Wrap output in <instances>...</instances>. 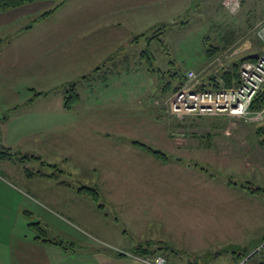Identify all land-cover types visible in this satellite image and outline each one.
Here are the masks:
<instances>
[{
	"label": "rangeland",
	"instance_id": "rangeland-1",
	"mask_svg": "<svg viewBox=\"0 0 264 264\" xmlns=\"http://www.w3.org/2000/svg\"><path fill=\"white\" fill-rule=\"evenodd\" d=\"M248 3L249 11L244 5L236 12L219 5L210 20L205 8L198 11L195 4L181 20L154 29V66L162 71H147L153 92L163 95L155 104L161 111L146 116L140 110L150 86L138 60L136 80L125 86L138 98L136 112L128 106L132 112L123 116L124 132L184 163H165L142 147L130 151L124 143L98 135L96 141L87 133L82 144H99L102 163L81 164L59 155L53 137L66 140V128L55 131L52 120L62 116L52 111L59 108L65 82L84 83L81 77L88 72L94 82L101 79L96 68L58 67L57 55L51 59L55 45L44 31L51 18L37 23L33 19L41 11L12 12L19 17L0 32V147H12V156L0 159V264H119V251L149 240L155 247L168 241L179 249L167 252L165 264H233L237 253L230 249L235 244L240 253L257 245L238 263L244 264L264 247V191L242 187L264 188V147L257 132L264 120L226 113L174 115L170 104L176 91L165 93L162 84L171 81V70L186 77L192 70L207 81L246 54L264 52V40L256 35L264 0ZM168 56L176 59L175 65L168 66ZM107 106L103 103L101 109ZM134 118L137 123L130 124ZM85 186L96 188L99 196L94 198ZM189 231L200 233L192 243ZM205 251L211 252L208 261ZM160 255L167 259L163 254L147 258ZM253 257L249 264H259L260 254ZM133 258L122 264H150Z\"/></svg>",
	"mask_w": 264,
	"mask_h": 264
},
{
	"label": "crops",
	"instance_id": "crops-1",
	"mask_svg": "<svg viewBox=\"0 0 264 264\" xmlns=\"http://www.w3.org/2000/svg\"><path fill=\"white\" fill-rule=\"evenodd\" d=\"M46 2L37 0L13 10L0 12V32L9 29V25L19 17V14H13V11L25 8L27 15L36 13L51 7L52 4L47 5ZM195 4L198 6V11L205 8L203 11H205L209 20L215 14L219 5L226 8L223 5V0H67L55 13L47 17L48 19L51 18L53 23L50 25L49 30L44 31L49 32L53 45H55V54L51 59L57 55L53 58L56 65L58 67L96 68L98 71L95 70V74H98L99 79H101L100 82L97 80L94 82V76L89 72L81 77L84 83H80L78 80L65 79L67 80L65 82L66 86H64L66 88L69 83L75 82L77 84L81 99L73 108H67L65 106L66 90H63L64 93H61L58 97L59 108L52 111V115H56L55 113L59 115L60 113L62 116L60 119L52 120V124L56 128L55 131L58 133V129L61 127L66 128L64 133L67 136L66 140H60L62 135L53 137L59 155L70 161L76 158L81 164L100 163L99 144H82L86 138V133L94 135L96 141L107 139L109 142L116 141L119 146L124 143L125 148L130 151L132 147L133 150L137 148V145L132 143V139H134L132 135L125 133L123 130L125 124L123 116L130 115L129 113L132 111L128 110L132 107L133 112H136L135 100L138 96L132 92H127L125 86L136 80L138 60L142 63L141 66L145 67L150 86V91L141 100L143 102L140 104V110L146 116H152L154 113H158L159 110L161 111V108L155 104L158 102L157 99L163 95L153 92L151 88L150 73L147 71L148 67L143 58V52L145 51L143 46L146 44V47L148 46L147 50L151 49L150 51L154 55L155 47L153 52L152 38L154 39L155 36H151L154 29H165L166 22L181 20L190 9L194 10ZM43 20L37 21V23ZM205 21L202 23L204 24ZM183 23L186 24L187 22L183 21ZM28 27L31 29L32 24ZM225 39L227 41V37ZM144 40L145 43H143ZM141 43H143V46L139 47ZM257 53L258 51L251 54ZM248 55L250 54H246L242 59ZM169 56L166 58V62L168 66H171V64H174L173 61L176 62V59L171 57L170 60ZM231 68L232 66L227 69ZM99 73L101 74L99 75ZM219 78L221 79L220 75ZM202 82L207 83L199 80L195 83V86L199 88ZM128 99H130V103H123ZM114 100L115 102H113ZM103 103H109L107 110L101 109ZM128 106H131L130 109ZM129 123H137V119H130ZM121 219L127 224L124 218ZM199 235V232L191 233L189 231L187 238L192 243L193 238ZM44 253L48 254L46 251ZM62 257L68 261L67 253L62 254ZM120 258L119 264H122V260L132 259L133 256L129 254L124 256L126 259ZM253 258L248 259L245 264H249ZM232 260L234 264V259L232 258ZM106 261L105 257L103 262Z\"/></svg>",
	"mask_w": 264,
	"mask_h": 264
},
{
	"label": "trees",
	"instance_id": "trees-1",
	"mask_svg": "<svg viewBox=\"0 0 264 264\" xmlns=\"http://www.w3.org/2000/svg\"><path fill=\"white\" fill-rule=\"evenodd\" d=\"M37 0H0V12H6L9 10H13L15 8L21 7L27 3H32L35 2ZM44 1H54L55 4L41 12L38 13V15L33 19V21H40L43 20L47 17H49L50 15H52L53 13H55L67 0H61L59 2H57V0H44ZM249 0H242V6L245 5V8L247 7V11H249L248 7L250 6V4L248 3ZM30 27V26H29ZM156 37V35H155ZM228 40V39H227ZM211 50V49H209ZM171 53H169L170 55ZM143 58L146 59V61H148L150 63L148 67V69L154 73L157 72H161L162 70H160L161 68H156L154 66V62H155V57L153 55V53L150 50H145L143 52ZM243 59L240 58L239 60H237L236 62H234L233 66L231 69H225L222 70L220 76L221 78L225 79V85L226 86H233L235 84H237L239 82V64ZM173 63L175 64V62L173 61ZM172 74V78L171 81H167L165 82V80H163L162 84H163V91L166 93L170 90L172 91H176L179 88H181L185 83H186V75L184 72H180V71H170ZM177 80L176 84L174 85V80ZM207 83H201L199 85V88L201 89H215V88H220L222 86V83L220 82V78L219 75L216 76H210L209 79L206 81ZM42 92H37V94H41ZM81 99V94L80 91L77 88V84L75 82L69 83V85L67 86L66 89V96H65V106L67 108H72L76 103H78ZM264 107V86L261 88V90L258 92V94L256 95L253 103H252V108L254 110H258ZM257 132L260 135V143L261 145H263L264 147V126H261L257 129ZM134 144H136L139 147H142L144 149H146L149 154H151L152 156H155L156 158L160 159L162 162H170V161H176L179 163H184L185 160L181 157H173L171 155H169L168 153L157 149L156 147H154L151 144L139 141V140H133L132 141ZM12 147H0V159L5 160V159H9L10 156H12V151H11ZM189 164L195 166L196 168L199 167V162H190ZM244 188L249 189L251 192H255V191H264V188L262 187H257V188H253V187H246V186H242ZM86 190L87 192L93 194L94 198H97L99 196V193L97 191L96 188L94 187H87L85 186L83 188V190ZM83 192V191H82ZM46 241H49V239H44ZM261 241H264V236L262 237ZM160 245L155 247V244L152 240H149L148 242L143 241V242H139L136 245H133V247L127 249L130 251H119V255L116 256H120V257H124V256H128L130 253L133 257L136 256H140L142 258H147L148 256H151L153 254H163L167 257L166 260H169L168 257V253L167 252H172L174 254H176L177 250H179L175 245L168 243V241H160ZM257 245H255L252 249L248 248L245 251H243L242 253H240V248L241 246L235 244L234 247L230 250H234L236 252L233 253H237L236 256L234 257V262L235 264L240 263L245 257H247L252 250L255 249ZM244 248V247H243ZM184 251V250H181ZM155 252V253H154ZM186 252V251H184ZM210 251H205L203 253L204 257H206L207 261L208 259H210ZM256 254H260L261 260L259 262V264H264V247L258 251H256V253H254L252 255V257ZM202 255V256H203ZM201 255L197 256V258H200ZM250 257H248V259H250ZM248 259L246 261H248ZM246 261L244 262V264L246 263Z\"/></svg>",
	"mask_w": 264,
	"mask_h": 264
},
{
	"label": "built area",
	"instance_id": "built-area-1",
	"mask_svg": "<svg viewBox=\"0 0 264 264\" xmlns=\"http://www.w3.org/2000/svg\"><path fill=\"white\" fill-rule=\"evenodd\" d=\"M227 10L236 12L242 7V0H223ZM256 35L264 40V19L258 24ZM256 58H247L239 64V82L226 86L221 78L222 86L215 89H201L195 86L199 81L195 71H189L186 83L176 90L171 100L170 112L180 114H218L226 113L244 117L250 121L264 119V107L258 110L252 108V103L264 86V52H258ZM227 67V66H226ZM227 69V68H226ZM150 264H165L162 255L143 258Z\"/></svg>",
	"mask_w": 264,
	"mask_h": 264
},
{
	"label": "water",
	"instance_id": "water-1",
	"mask_svg": "<svg viewBox=\"0 0 264 264\" xmlns=\"http://www.w3.org/2000/svg\"><path fill=\"white\" fill-rule=\"evenodd\" d=\"M258 56V54H250L247 57H245V59L247 58H256Z\"/></svg>",
	"mask_w": 264,
	"mask_h": 264
}]
</instances>
